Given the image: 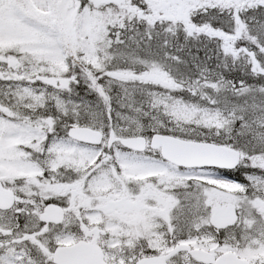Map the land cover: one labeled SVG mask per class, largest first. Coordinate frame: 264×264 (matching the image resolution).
<instances>
[{
  "label": "snow or ice",
  "instance_id": "1",
  "mask_svg": "<svg viewBox=\"0 0 264 264\" xmlns=\"http://www.w3.org/2000/svg\"><path fill=\"white\" fill-rule=\"evenodd\" d=\"M0 264H264V0H0Z\"/></svg>",
  "mask_w": 264,
  "mask_h": 264
}]
</instances>
